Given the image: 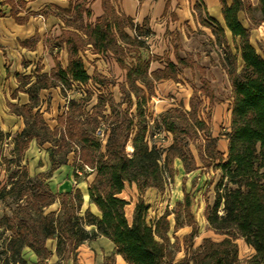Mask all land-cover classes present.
<instances>
[{
    "label": "trees",
    "instance_id": "1",
    "mask_svg": "<svg viewBox=\"0 0 264 264\" xmlns=\"http://www.w3.org/2000/svg\"><path fill=\"white\" fill-rule=\"evenodd\" d=\"M217 1L223 26L210 18L200 22L211 31L222 50L220 63L230 86V122L225 134L228 143L224 154L217 149L216 138L204 135L197 154L202 168L218 172L212 199L206 200L204 218L210 229L225 237L219 241L205 238L195 253L187 251L184 258L174 262V251L178 250L174 249L177 242L170 241V230L175 232L184 224L192 227L184 238L186 248L196 235L188 193L183 192V201L176 203L173 226L167 220L168 211L148 224V211L142 200L148 189L164 191L167 181L175 175L174 160L181 162L185 175L198 168L185 147L187 142L199 139L200 133L208 132L209 117L207 121L200 117L201 102L206 99L209 108L222 103L213 93L206 69L191 57L179 56L181 45L177 34H172L174 61L167 56L144 59L140 54L145 46L142 38L151 34L146 20L134 25L132 18L117 11L111 0H101L103 14L90 22L89 0H76L65 9L51 6L64 25L60 35L51 40V49L56 50L54 68L49 75L38 73L27 87L29 103L9 105L11 112L23 119L25 128L13 137L14 157L1 159L5 170L11 164L19 169L10 173L8 186L0 181V201L11 200L14 204L10 215L0 217V231L9 233L5 246L0 248V264H27L22 257L24 249L35 256L36 264H79V247L94 237L107 239L126 264H264V58L250 42V28H245L239 20L242 13L251 26L264 25V0H256V5L250 0ZM4 4L10 7L9 16L23 23L18 13L25 9L24 1L4 0L0 6ZM168 7L169 0L163 14ZM87 45L94 54L111 55L124 71V82L118 86L124 108L119 109V104L114 105L108 96L100 94L88 111L85 105L92 94L87 91L78 100L68 101L66 111L56 117V126L50 130L39 111L33 112L40 89L58 87L65 96L66 91L79 85L105 87L109 82L96 70L91 76L87 74L78 56ZM63 47L67 50L64 68L57 61ZM153 60L162 61L163 68L149 71ZM187 69L198 72L201 84L193 88L189 108L170 107L151 121L147 111L155 94V83L177 82L180 73ZM18 79L24 86L30 76H18ZM19 90L20 87L13 97ZM105 105L109 107L108 115L103 111ZM101 123L107 127L104 144L94 135ZM151 129L170 135V144L163 152L148 145ZM7 137L0 130V143ZM33 140L37 145L50 143L53 156L62 157L60 162L50 157L51 168L46 176L64 164L69 153H73L81 170L92 169L87 195L96 213L90 208L81 213L83 199L79 189L53 194L42 180L43 174H38L36 180L29 177L27 169L19 164ZM127 145L132 150L130 155L126 152ZM125 184L134 185L139 193L131 223L124 209L129 207L131 215L132 205L119 198ZM56 201L58 209L45 213ZM181 211L186 217L184 222L179 221ZM86 227H93L94 231L89 233ZM231 235L243 239L252 250L243 262ZM48 241L54 243V250L47 247ZM53 257L56 260L50 263ZM101 264H114V257H104Z\"/></svg>",
    "mask_w": 264,
    "mask_h": 264
},
{
    "label": "rangeland",
    "instance_id": "2",
    "mask_svg": "<svg viewBox=\"0 0 264 264\" xmlns=\"http://www.w3.org/2000/svg\"><path fill=\"white\" fill-rule=\"evenodd\" d=\"M176 8L180 16L184 14L189 15L187 10V0H179ZM195 4L198 2L200 5L198 7L189 5V12L194 21V30H184L185 37L182 36V45L185 47V50H190V55L197 60L199 65L204 66L206 69V77L210 82L211 88L218 99L222 101L221 104H214L212 107H208L209 103L206 99H203L200 105V117L207 121V116L209 117V129L207 133H200V138L187 142L186 151L191 154L196 160L197 169L193 172L185 175L181 162L178 160L173 161V167L175 170V175L171 181H167V186L163 192H159L155 189H148L142 195V200L144 205L147 207L148 217L146 222L150 224L157 218H160L164 212L168 211L169 215L167 220L173 226L175 219V209L176 203L183 201V192L188 193L190 198V214L193 219L194 226L196 228V235L191 241V246L188 248L185 247V237L192 231V227L189 225H183L178 228L175 232L171 229L169 232V237L171 242H177V246L174 247L178 251H174V262H177L184 258L186 252L189 254L195 253L198 250V247L202 244V240L209 238L213 241H219L225 237L224 234L215 232L210 229L206 219L204 218V209L206 200L211 201L212 199V188L214 183L217 180V171L215 169H206L202 168L198 160L197 147L200 144H203L204 135H208L211 138H216V146L219 151L226 154L227 140L225 139V134L229 129L230 122V110H229V97H230V87L229 81L225 72L222 70L220 65V60L222 58L221 47L216 43L215 38L211 33L200 25L199 21L201 18L208 19L205 9H203V4L201 0H193ZM253 5H256V0H250ZM183 2V3H182ZM151 5H153L151 1ZM172 5H175V0L172 2ZM152 11V9H151ZM151 15V14H150ZM239 20L241 24L246 28H250V42L253 47L256 49L259 55L264 58V25L260 26H251L248 20L245 18L244 14L239 15ZM135 21V20H134ZM170 16L159 17L156 19L154 26L157 25L162 33L165 27L168 29ZM134 25H139L136 22H133ZM165 23L166 26H165ZM159 25V26H158ZM154 27L150 30L151 34L142 38L145 46L140 49V54L142 57H163L168 55L170 59L171 48L170 45V36L165 31L163 37L161 33L158 32ZM159 36L157 37V34ZM228 37L229 45L234 51L233 45L231 43L230 37ZM182 55V53H180ZM84 62L86 70L90 72L91 67H95L94 59L91 57H84ZM90 59V60H89ZM100 70L106 73L105 77L108 78V84L105 87L102 86H92L89 85L84 89V93L91 92V98L87 102L86 110L90 111L92 106L97 101L98 95L108 96L114 103V105L119 104V109H123L124 105L121 104L122 97L119 93L118 86L124 82V73L120 71L117 67L115 61L111 55L101 56ZM163 67L164 64L160 60H153L150 64L149 70L153 71L156 67ZM241 63L239 62V67ZM201 86L199 81V74L195 70H183L177 82L167 81L155 83V94L152 96L149 105L147 114L150 117V120L158 118L159 114L164 112L166 109L174 106H182L184 109H188L189 98L193 93V88H199ZM82 96L80 89H74L73 91H66L64 97L63 107L66 108L65 99L72 96L79 97ZM104 114L108 115L109 107L105 105L103 108ZM50 119L47 117L46 121ZM52 120V118H51ZM13 125L16 122H12ZM20 127V126H19ZM18 127V128H19ZM9 130V129H8ZM14 132H7L8 137L0 143V181L3 186H8V177L11 172L18 170V166L15 164L10 165L9 170H5L4 163L1 162V159L4 157L11 159L14 157L13 153V136L18 133L16 128ZM171 137L167 133H164L158 129H151L148 136L147 142L150 147H155L159 152H163L165 148L170 144ZM41 146V145H40ZM131 147L127 145L126 152L130 155ZM54 157V160L57 162L62 161L60 155H54L51 153V145L46 143L43 147H32V149L27 150L19 165L24 166L27 169L28 175L33 180H36L38 174H43L41 177L44 180V183L48 186L50 192L57 194L58 192H64L69 188H72L73 185H78L82 190L85 189V185L90 181L91 175L93 173L81 170L78 162L74 161L73 153H69L66 157V162L60 165L50 176L48 173L51 168L50 157ZM75 189V188H73ZM86 197V194H85ZM119 198L125 200L128 204L132 205L131 215H129V207H125L124 214L129 223L132 220V212L135 204L139 198V193L134 185L125 184V188L122 193L119 195ZM126 205V206H127ZM14 204L11 200L4 202L0 201V217L3 214L10 215L11 209ZM59 207L58 201L45 209V213H49L57 210ZM89 206L88 201H83L81 208V213H83ZM92 210V208L90 207ZM221 213V212H220ZM184 212H180V222L185 221ZM86 230L89 233L94 231L93 227H86ZM9 233L5 231H0V248L4 247ZM234 240V243L238 249V257L241 262L248 259L252 250L244 243L243 239L231 235ZM47 247L50 250H54V243L51 241L47 242ZM112 255L114 257V264H126L122 258L115 253V250L112 244L103 237H94L90 241L85 242L82 246L79 247L77 252V260L79 264H101L104 257ZM22 257L27 264H36L35 256L28 250L24 249L22 251ZM56 260L53 257L50 260V263H53ZM61 264H70L61 263Z\"/></svg>",
    "mask_w": 264,
    "mask_h": 264
},
{
    "label": "crops",
    "instance_id": "3",
    "mask_svg": "<svg viewBox=\"0 0 264 264\" xmlns=\"http://www.w3.org/2000/svg\"><path fill=\"white\" fill-rule=\"evenodd\" d=\"M3 1L4 0H0V3H3ZM23 1L25 3V9L20 10V12L18 13V17L23 20V23H17L12 17L9 16L10 7L8 5L4 4L0 6V12L2 13V16L0 17V130L4 134H7V132H14L13 130L15 128L16 130H18V133H20L25 128L23 119L13 114L9 108V105L22 106L29 103V97L25 92L27 87L35 81V78L38 73L40 75H49L52 69L54 68L53 55L55 54L56 50L51 49V40L56 39L60 35L61 30L64 29V25L63 22L59 19V17L55 15L56 10L54 8H51V6L65 9L69 6L70 2H74L76 0ZM151 1L153 5H151ZM173 1L174 0H169V7L165 14L163 13L167 0H143L141 3H139L137 0H111V3L117 11L127 17L132 18L133 22H136L139 25H141L143 21L146 20L147 27L150 30L153 27L156 30L160 27L159 25V27H157V25L154 26V23L156 22L157 18L169 15L171 21H169L168 29L165 27L164 31L165 34L167 32L170 36V45L172 46V58L174 51L172 34H177L179 43L181 45V49L178 52L179 56L191 57L190 55L186 54V52L190 53V50H185V47L182 45V36L185 35L184 30H194V21L189 12V5L191 4V6H193L194 8L198 7L200 3L198 2L197 5L193 0H187L186 5L189 15L184 14L183 16H180L178 13L179 11L176 8L177 3L180 1L175 0V5H172ZM201 1L203 4V9H205L207 13V17L215 20L217 23L223 26L219 2L217 0ZM225 1L229 2V0ZM89 7L91 10V17L89 21L94 22L96 18L100 17L103 14L102 2L101 0H89ZM199 23L201 26H203L200 21ZM166 24L167 23H165V26ZM203 27L211 33V31L207 27ZM164 31L161 33L160 29H158V32L161 33L162 37ZM159 33L157 34V37L159 36ZM227 36H229L228 33ZM180 53H182V55ZM83 55L87 59L88 57H91L95 60V67H91L90 72L86 70ZM78 56L83 61L84 68L89 76H91L93 71L96 70L100 75L105 77L106 73L100 70L101 63H103L101 60L102 55L94 54L91 50L90 45H87L85 48L79 51ZM166 56L169 58L168 55H164L163 57ZM191 58L194 60L193 57ZM170 60L174 61V59ZM57 61L60 63L62 68L66 66L67 50L65 47L60 49ZM162 68L163 67L158 66L153 71ZM120 71L122 70L120 69ZM122 72L124 73V71ZM18 76H30V80L26 85L23 86V84H21V82L19 81ZM167 81L159 82L167 83ZM88 86L79 85V88L76 89H80L82 92V96H84V89H86ZM19 87L20 90L13 97V93ZM71 91L74 92V89ZM61 95L62 94L58 87L43 88L40 89L37 94L38 104L37 107L34 108L33 112H35L36 110L39 111L50 130L56 126V117L66 111V108L63 107L64 97H62ZM82 96H72L71 99L78 100ZM47 117L50 119L49 121H46ZM12 122H16V124L13 125ZM44 144L46 143H43L41 146L37 145L36 142L33 140L30 142L27 150L32 149V147L35 146L38 148L43 147ZM90 178L91 181L93 175H91ZM73 188L79 189L81 191L82 199L84 202L88 201L86 185L84 190L80 189L78 185H73L72 188H69L64 192H70L73 190ZM89 206L92 208V210H90L93 213H96V209H94L95 207L90 204Z\"/></svg>",
    "mask_w": 264,
    "mask_h": 264
},
{
    "label": "built area",
    "instance_id": "4",
    "mask_svg": "<svg viewBox=\"0 0 264 264\" xmlns=\"http://www.w3.org/2000/svg\"><path fill=\"white\" fill-rule=\"evenodd\" d=\"M69 100H70L69 97H67V98L65 99V101H66V105H67V103H68ZM106 132H107V127H106V125L103 124V123H101V124L97 127V129L95 130L94 135H95V137H96V138H97L102 144H104L105 141H106V136H107ZM85 171L92 172V169H89V168L85 167Z\"/></svg>",
    "mask_w": 264,
    "mask_h": 264
},
{
    "label": "bare ground",
    "instance_id": "5",
    "mask_svg": "<svg viewBox=\"0 0 264 264\" xmlns=\"http://www.w3.org/2000/svg\"><path fill=\"white\" fill-rule=\"evenodd\" d=\"M131 150L129 149V152H130ZM131 153V152H130ZM95 209V208H94Z\"/></svg>",
    "mask_w": 264,
    "mask_h": 264
}]
</instances>
